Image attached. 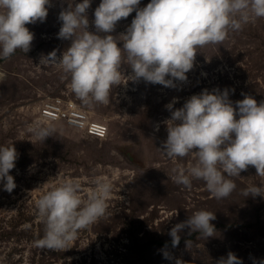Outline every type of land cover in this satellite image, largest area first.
<instances>
[{
    "label": "rangeland",
    "instance_id": "1",
    "mask_svg": "<svg viewBox=\"0 0 264 264\" xmlns=\"http://www.w3.org/2000/svg\"><path fill=\"white\" fill-rule=\"evenodd\" d=\"M98 3L91 0L86 10L89 30H94L93 10ZM146 3L140 0L138 6ZM46 7L43 22L26 23L34 34L30 49L0 58L4 74L0 143H13L18 153L9 170L16 187L12 192L0 189V264H175L176 257L189 264H215L228 251L242 264L264 258V198L246 197L240 191L248 183L264 182V176L248 165L232 178L236 189L217 199L200 179L192 178L190 187L176 183L171 169L177 161L157 148L167 135L163 121L170 112L165 105L173 97L175 108L202 89L229 87L234 89L233 101L242 99V92L257 103L264 100V18L230 30L223 41L198 46L187 79L175 81L174 87L122 80L110 89L109 103L86 105L70 89L67 74L52 65L37 66L41 54L55 48L59 56L70 42L56 35L61 24L58 13L67 7L66 0H52ZM134 15L135 10L117 21L112 35L124 31ZM122 69L125 74L131 71L123 64ZM66 93L90 110L94 119L107 123L106 137H92L63 122L53 123L56 130L44 140L27 130L30 122L38 120L43 97H67ZM190 159L178 158L184 163ZM56 174L80 178L82 189L97 174L109 177L114 185L106 214L79 229L66 250L34 243L44 230L35 201ZM201 208L215 213L210 222L217 232L206 238L185 228L173 247L169 229ZM189 239L193 243L186 247ZM165 246L172 259L163 256Z\"/></svg>",
    "mask_w": 264,
    "mask_h": 264
},
{
    "label": "clouds",
    "instance_id": "2",
    "mask_svg": "<svg viewBox=\"0 0 264 264\" xmlns=\"http://www.w3.org/2000/svg\"><path fill=\"white\" fill-rule=\"evenodd\" d=\"M51 2L0 0V58L9 57L17 49H30L34 34L26 23L43 22ZM66 3L58 13L61 24L56 35L70 42L59 56L55 48L41 54L37 66L52 65L67 74L70 89L86 105L109 103L110 89L121 85L122 80L123 84L143 79L174 87L175 81L187 79L198 46L223 41L230 30L264 18V0H147L142 7L138 6L140 0H99L93 10L94 30H89L86 10L91 0ZM134 10L125 30L112 35L117 21ZM118 41L122 42L120 46ZM122 64L131 71L125 74ZM3 75L0 72V77ZM231 91L234 89L229 87L205 88L175 108L177 98L173 97L165 105L170 112L163 121L167 135L157 147L177 161L171 169L176 183L190 187L192 178L200 179L217 199L236 189L232 178L240 176L248 165L264 176V100L257 103L242 92L243 98L233 101ZM26 127L41 140L56 130L55 124L40 120ZM17 157L13 143H0V189L12 192L16 187L9 170ZM181 157L191 159L184 163L178 160ZM113 187L111 179L103 174L92 176L87 189H82L78 177L56 174L35 201L44 230L34 243L52 250L71 248L79 229L106 214ZM240 191L246 197L264 198V182L248 183ZM213 219L212 211H193L169 229L171 245L179 243L185 228L189 234L214 236L217 231L210 222ZM192 243L185 240L186 247ZM161 251L165 258L172 259L167 246ZM175 264L189 262L176 257ZM215 264H242V259L228 251ZM252 264H264V258H253Z\"/></svg>",
    "mask_w": 264,
    "mask_h": 264
},
{
    "label": "built area",
    "instance_id": "3",
    "mask_svg": "<svg viewBox=\"0 0 264 264\" xmlns=\"http://www.w3.org/2000/svg\"><path fill=\"white\" fill-rule=\"evenodd\" d=\"M66 95L67 97H43L38 106V111L42 112L43 117L38 116V120L50 123L63 122L78 132L88 133L92 137H106L109 133L107 123L94 119L90 110L71 99L69 93ZM95 126H98L97 131L93 129Z\"/></svg>",
    "mask_w": 264,
    "mask_h": 264
},
{
    "label": "bare ground",
    "instance_id": "4",
    "mask_svg": "<svg viewBox=\"0 0 264 264\" xmlns=\"http://www.w3.org/2000/svg\"><path fill=\"white\" fill-rule=\"evenodd\" d=\"M46 113V112H45ZM37 116H39V117H43V115H42V112L41 111H38L37 113ZM46 114H49V115H52L53 116V114H50V113H46ZM98 126H95L93 129L95 130V131H97L98 130V128H97Z\"/></svg>",
    "mask_w": 264,
    "mask_h": 264
}]
</instances>
